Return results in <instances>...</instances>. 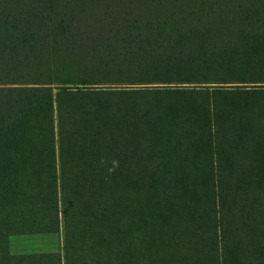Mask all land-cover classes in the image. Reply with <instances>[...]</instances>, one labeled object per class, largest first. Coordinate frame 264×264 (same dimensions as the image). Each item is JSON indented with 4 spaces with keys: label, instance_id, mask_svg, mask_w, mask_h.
<instances>
[{
    "label": "trees",
    "instance_id": "1",
    "mask_svg": "<svg viewBox=\"0 0 264 264\" xmlns=\"http://www.w3.org/2000/svg\"><path fill=\"white\" fill-rule=\"evenodd\" d=\"M0 264H264V0H0Z\"/></svg>",
    "mask_w": 264,
    "mask_h": 264
},
{
    "label": "rangeland",
    "instance_id": "2",
    "mask_svg": "<svg viewBox=\"0 0 264 264\" xmlns=\"http://www.w3.org/2000/svg\"><path fill=\"white\" fill-rule=\"evenodd\" d=\"M61 239V230L51 233H18L9 236L8 248L13 253L61 251Z\"/></svg>",
    "mask_w": 264,
    "mask_h": 264
},
{
    "label": "clouds",
    "instance_id": "3",
    "mask_svg": "<svg viewBox=\"0 0 264 264\" xmlns=\"http://www.w3.org/2000/svg\"><path fill=\"white\" fill-rule=\"evenodd\" d=\"M114 163V165H118V162H113ZM114 169H109V171H113Z\"/></svg>",
    "mask_w": 264,
    "mask_h": 264
}]
</instances>
